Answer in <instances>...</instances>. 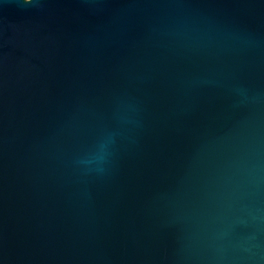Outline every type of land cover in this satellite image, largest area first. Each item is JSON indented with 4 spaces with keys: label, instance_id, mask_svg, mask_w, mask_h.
I'll return each mask as SVG.
<instances>
[{
    "label": "water",
    "instance_id": "95a60500",
    "mask_svg": "<svg viewBox=\"0 0 264 264\" xmlns=\"http://www.w3.org/2000/svg\"><path fill=\"white\" fill-rule=\"evenodd\" d=\"M0 264H264V0H0Z\"/></svg>",
    "mask_w": 264,
    "mask_h": 264
},
{
    "label": "clouds",
    "instance_id": "9594fccd",
    "mask_svg": "<svg viewBox=\"0 0 264 264\" xmlns=\"http://www.w3.org/2000/svg\"><path fill=\"white\" fill-rule=\"evenodd\" d=\"M24 3L25 4H30V3H32V0H24Z\"/></svg>",
    "mask_w": 264,
    "mask_h": 264
}]
</instances>
